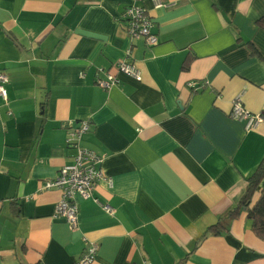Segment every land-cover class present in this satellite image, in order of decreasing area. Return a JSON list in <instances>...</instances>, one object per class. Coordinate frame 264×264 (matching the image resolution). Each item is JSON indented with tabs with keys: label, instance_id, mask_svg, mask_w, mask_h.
<instances>
[{
	"label": "crops",
	"instance_id": "crops-1",
	"mask_svg": "<svg viewBox=\"0 0 264 264\" xmlns=\"http://www.w3.org/2000/svg\"><path fill=\"white\" fill-rule=\"evenodd\" d=\"M131 2L0 0V264H77L90 242L91 264H264L245 212L206 233L264 166V120L229 116L235 97L264 114V0H142L153 45L129 37ZM123 60L140 80L116 72ZM108 71L119 82L104 89ZM82 119L104 178L71 229L42 185L72 162Z\"/></svg>",
	"mask_w": 264,
	"mask_h": 264
},
{
	"label": "built area",
	"instance_id": "built-area-1",
	"mask_svg": "<svg viewBox=\"0 0 264 264\" xmlns=\"http://www.w3.org/2000/svg\"><path fill=\"white\" fill-rule=\"evenodd\" d=\"M142 0H132L123 9L122 16L124 18L125 28L131 39L142 37L148 45H153L158 41L156 33L153 32V21L148 14L146 8L138 2ZM154 1V6H158L157 0ZM129 49L126 50L128 54ZM117 73H122L126 76L132 77L135 80L141 79L140 71L133 63L125 60L120 61L115 66ZM6 73L0 69V98L7 99V90L5 84L7 83ZM119 82L115 73L106 72L105 77L97 78V83L100 87L107 89L111 85ZM191 88H195V83H189ZM202 85L198 87L201 88ZM229 116L236 120L244 121L245 129L255 128L261 121L264 120V114L252 113L247 110L240 97H235L231 103ZM91 122L88 119H82L73 127L68 133L66 143L74 148V155L72 162L62 165L56 175L51 179L43 181V189L56 188L60 190L61 196L59 201L54 206V216L62 217L71 229L77 227L78 223V199L92 198L93 189L96 181L104 178L102 170L97 166L101 161V157L94 151L81 145V137L90 128ZM111 185V179H107ZM99 202L97 198H93ZM101 204V203H100ZM103 208L109 212H113V208L109 205L102 204ZM98 244L90 242L85 250L77 258V264H91Z\"/></svg>",
	"mask_w": 264,
	"mask_h": 264
},
{
	"label": "trees",
	"instance_id": "trees-1",
	"mask_svg": "<svg viewBox=\"0 0 264 264\" xmlns=\"http://www.w3.org/2000/svg\"><path fill=\"white\" fill-rule=\"evenodd\" d=\"M184 67H188V62L184 64ZM263 176L264 166L261 164L248 177L245 192L237 204L219 221L209 226L206 233L219 234L222 229L225 230L227 220L237 217L241 212H245L246 218L250 221L252 231L260 239L264 240V183L259 186ZM205 234L204 236H206Z\"/></svg>",
	"mask_w": 264,
	"mask_h": 264
}]
</instances>
